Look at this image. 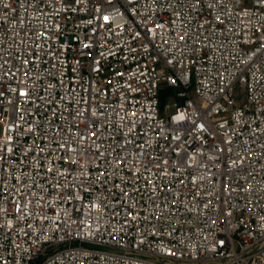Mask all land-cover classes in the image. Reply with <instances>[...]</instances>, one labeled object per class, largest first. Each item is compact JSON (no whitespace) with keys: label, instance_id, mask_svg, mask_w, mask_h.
Masks as SVG:
<instances>
[{"label":"built area","instance_id":"built-area-1","mask_svg":"<svg viewBox=\"0 0 264 264\" xmlns=\"http://www.w3.org/2000/svg\"><path fill=\"white\" fill-rule=\"evenodd\" d=\"M0 264H264V0H0Z\"/></svg>","mask_w":264,"mask_h":264},{"label":"rangeland","instance_id":"rangeland-1","mask_svg":"<svg viewBox=\"0 0 264 264\" xmlns=\"http://www.w3.org/2000/svg\"><path fill=\"white\" fill-rule=\"evenodd\" d=\"M244 87L241 85V84H236L235 86V100L237 102H240L244 96ZM169 101H172V94L171 93H168L166 92L165 95H163L162 99H161V106L164 104V103H167Z\"/></svg>","mask_w":264,"mask_h":264}]
</instances>
